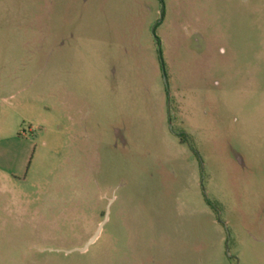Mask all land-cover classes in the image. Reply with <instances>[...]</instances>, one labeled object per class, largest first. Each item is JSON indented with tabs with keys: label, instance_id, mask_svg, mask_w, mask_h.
I'll return each mask as SVG.
<instances>
[{
	"label": "rangeland",
	"instance_id": "1",
	"mask_svg": "<svg viewBox=\"0 0 264 264\" xmlns=\"http://www.w3.org/2000/svg\"><path fill=\"white\" fill-rule=\"evenodd\" d=\"M11 1L0 264H264V0Z\"/></svg>",
	"mask_w": 264,
	"mask_h": 264
},
{
	"label": "crops",
	"instance_id": "2",
	"mask_svg": "<svg viewBox=\"0 0 264 264\" xmlns=\"http://www.w3.org/2000/svg\"><path fill=\"white\" fill-rule=\"evenodd\" d=\"M26 14V11L23 15L16 11L13 16L12 1L0 0V70H4L10 63L8 53L11 48L12 18H26Z\"/></svg>",
	"mask_w": 264,
	"mask_h": 264
},
{
	"label": "water",
	"instance_id": "3",
	"mask_svg": "<svg viewBox=\"0 0 264 264\" xmlns=\"http://www.w3.org/2000/svg\"><path fill=\"white\" fill-rule=\"evenodd\" d=\"M108 218H109V209L107 210L106 212V216H105V219L102 221V223L100 224L97 232L94 234V236L82 247V248H75V249H72V250H69V251H66L67 253H70V252H73V251H81V252H85L88 247L93 244L97 239L98 237L100 236L102 230H103V227L104 225L106 224V222L108 221Z\"/></svg>",
	"mask_w": 264,
	"mask_h": 264
}]
</instances>
